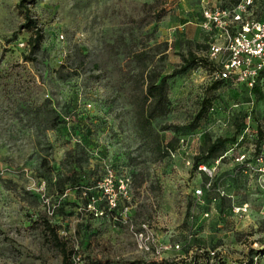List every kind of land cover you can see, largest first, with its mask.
I'll return each instance as SVG.
<instances>
[{
	"label": "rangeland",
	"instance_id": "rangeland-1",
	"mask_svg": "<svg viewBox=\"0 0 264 264\" xmlns=\"http://www.w3.org/2000/svg\"><path fill=\"white\" fill-rule=\"evenodd\" d=\"M19 2L0 0V264H60L46 222L72 264H164L199 248L214 264H264V101L209 89L201 68L174 74L189 53L206 59L201 8L235 0H33V55ZM149 78L165 80L168 106L143 130ZM206 135H236L207 181L192 167ZM43 160L53 179L77 164L83 183L61 195Z\"/></svg>",
	"mask_w": 264,
	"mask_h": 264
},
{
	"label": "built area",
	"instance_id": "built-area-1",
	"mask_svg": "<svg viewBox=\"0 0 264 264\" xmlns=\"http://www.w3.org/2000/svg\"><path fill=\"white\" fill-rule=\"evenodd\" d=\"M201 17L199 27L209 39L206 60L213 67L204 70L207 83L223 82L232 87H244L253 99L251 90L259 88L264 96V6L258 10L255 0H240L237 5L216 8L206 4L201 8ZM254 153L256 163L263 166L259 171L264 174V138ZM244 159L242 154L235 160L242 162ZM198 170L213 177L215 167L199 166ZM201 194V190L195 191L196 197ZM174 247L179 248L178 245Z\"/></svg>",
	"mask_w": 264,
	"mask_h": 264
},
{
	"label": "trees",
	"instance_id": "trees-1",
	"mask_svg": "<svg viewBox=\"0 0 264 264\" xmlns=\"http://www.w3.org/2000/svg\"><path fill=\"white\" fill-rule=\"evenodd\" d=\"M33 0H20L19 8L23 11L24 14V23L22 24L21 28L26 29L31 33L28 41L27 46L29 48V53L33 55L36 53L41 45L42 42V31L37 27V23L34 19L31 18L30 11L28 9V5L31 4ZM240 0H235L234 4H221L220 7H227V6H234L239 3ZM259 0H255V3L258 4ZM260 9L264 6V0L262 4H258ZM259 9V10H260ZM202 18V17H201ZM208 46L205 47V51H207ZM195 68H201L203 70H208L213 68L210 63L207 62L206 59L198 58L195 54L189 53L186 56L182 57V64L178 70L174 72L175 75L183 74ZM151 79V78H149ZM166 83L165 80H161L158 84H156L154 79H151L146 87L145 93V101L150 99L152 104L149 108L145 109L144 105L142 104L139 106V109L136 112V120L139 126L145 130L150 127L151 120L155 117L156 114L163 115L168 106L167 102V95H166ZM224 84L223 82H214L209 85V89L217 90L218 88L222 87ZM251 93L254 95V99L257 101H264V96L260 92L259 88H253ZM201 110L198 112L197 116L194 119V123L191 127V130L197 127V123L202 119V117L208 112L210 109V102L208 100H203ZM158 111V112H157ZM264 124V123H263ZM242 126L237 124L236 130L237 134L240 132ZM264 131V127H263ZM236 134V135H237ZM261 140H263L264 135L260 132ZM236 135L232 136L231 138H224V137H217L211 138L209 135L205 136L204 145L200 148L199 153L193 158L192 160V167L195 170H198L199 166H205L207 168L213 167V163L216 161H220V159L228 150V144H235L236 143ZM259 143L256 146V150L259 147ZM74 166H70L68 173L64 176V178L60 179H53L50 176V168L45 160L41 163V167L44 173L48 175L41 174L40 178L44 179L48 185H52L57 191L62 195L63 192L70 188L71 190H75L79 188L83 183L82 175L78 172L79 166L77 164H73ZM199 171V170H198ZM239 170L236 172L238 173ZM203 172V171H201ZM204 173V172H203ZM236 173V174H237ZM204 179L212 180L213 177H208L207 174H204ZM216 182H214V186ZM46 229V236L47 238L52 241L55 247L60 252L61 262L60 264H72V257L74 255V251L72 249L67 248L66 242L62 241L61 238L58 236L57 229L55 226H51L50 223L46 222L45 224ZM191 249L186 251L188 255ZM213 256H210V252L202 249H196L192 252V255L188 258L182 259L181 261H166L164 264H214L213 259L216 257L214 251H211ZM94 264H109L108 262L102 261H95ZM248 264H253L252 258L250 259Z\"/></svg>",
	"mask_w": 264,
	"mask_h": 264
},
{
	"label": "crops",
	"instance_id": "crops-1",
	"mask_svg": "<svg viewBox=\"0 0 264 264\" xmlns=\"http://www.w3.org/2000/svg\"><path fill=\"white\" fill-rule=\"evenodd\" d=\"M209 1V0H208ZM219 6L221 5V3L218 4Z\"/></svg>",
	"mask_w": 264,
	"mask_h": 264
}]
</instances>
